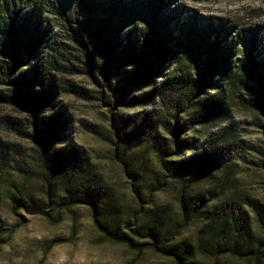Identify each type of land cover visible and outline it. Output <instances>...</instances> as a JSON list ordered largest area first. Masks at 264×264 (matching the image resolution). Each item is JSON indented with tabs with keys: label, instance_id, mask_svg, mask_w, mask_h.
<instances>
[{
	"label": "trees",
	"instance_id": "obj_1",
	"mask_svg": "<svg viewBox=\"0 0 264 264\" xmlns=\"http://www.w3.org/2000/svg\"><path fill=\"white\" fill-rule=\"evenodd\" d=\"M54 21L68 41L58 38ZM72 45L90 74L107 81L111 102L158 99L131 131L121 134L117 117L111 122L121 136L115 158L128 164L121 149L138 137L155 157L150 181L140 189L134 184L130 209L115 199L92 154L71 142L75 119L62 94L91 96L60 75L72 70L64 62ZM0 85V103L23 112L26 123L5 121L30 143L0 133V176L17 172L44 184L40 199L13 193L14 208L60 222L87 206L102 241L137 255L153 252L170 264H264V203L225 194L226 173L206 193L197 189L209 174L225 172L231 159L230 138L223 141L206 128L230 120L237 108L264 118V24L236 31L220 16L174 0H0ZM144 86L150 89L142 95L127 93ZM133 116L120 115L121 123H133ZM258 124L264 128V119ZM124 172L139 176L129 166ZM170 189L177 190V216L170 204L156 201ZM245 206L263 233L255 242ZM198 218L204 225L192 243L182 231Z\"/></svg>",
	"mask_w": 264,
	"mask_h": 264
},
{
	"label": "rangeland",
	"instance_id": "obj_2",
	"mask_svg": "<svg viewBox=\"0 0 264 264\" xmlns=\"http://www.w3.org/2000/svg\"><path fill=\"white\" fill-rule=\"evenodd\" d=\"M174 1L194 8L199 14L220 16L232 24L236 31L264 24V0ZM54 23L56 32L60 34L58 38L67 40L63 26H59L58 21ZM68 50L70 52L64 62L72 70L64 69L60 75L91 91L89 98L67 90L62 94L61 99L75 119L71 142L92 154L94 166L111 185L115 199L124 209H130L134 205V184L140 189L147 184L145 181H150L156 166L155 157L150 147L141 144L143 137H138L127 139L125 144L128 146L121 149L120 154L128 164L115 158L113 148L118 145L121 136L116 135L111 122L117 117L121 134L124 129L131 131L136 119L137 122L142 121L143 111L158 107V99L150 104L143 101L127 102L130 98L126 102L120 98L115 103L111 102L113 99L109 100V91L105 88L107 81L100 75L96 79L90 74L80 49L72 45ZM149 89L146 86L136 87L127 93L142 95ZM120 115H134L135 120L133 123L129 120L121 123ZM6 118L17 119L25 126V114L11 104L0 103V133L7 139L30 146L19 135L14 124L5 121ZM263 119L258 118L253 111L237 108L230 120L212 129L206 128L205 132H212L223 141L224 135L230 138L231 159L225 164V172L221 171L220 175L216 172L209 174L198 183V190L206 193L218 181L222 183L223 173H226L225 194L240 200L253 197L264 203V128L258 124ZM124 166L138 171L139 176H128ZM6 174V179L0 176V264H170L169 260L153 252L137 255L124 244L102 241L87 206L78 207L73 216L65 213L60 222L46 215L30 213L24 206L14 208L11 198L13 193L22 197L33 195L40 199L44 184L40 177L25 180L17 172ZM176 192V189H170L156 196L160 207L171 205L170 212L174 216H177L173 207L176 206ZM245 209L250 214V239L255 242L263 233L253 211L249 206H245ZM203 225L201 219H193L182 231L181 237L195 243ZM225 264L250 263L234 260Z\"/></svg>",
	"mask_w": 264,
	"mask_h": 264
}]
</instances>
